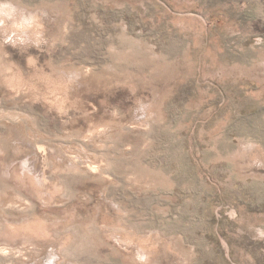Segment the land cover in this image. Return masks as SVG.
<instances>
[{"label":"rangeland","instance_id":"374dc122","mask_svg":"<svg viewBox=\"0 0 264 264\" xmlns=\"http://www.w3.org/2000/svg\"><path fill=\"white\" fill-rule=\"evenodd\" d=\"M11 3L0 264H264V0Z\"/></svg>","mask_w":264,"mask_h":264},{"label":"clouds","instance_id":"9594fccd","mask_svg":"<svg viewBox=\"0 0 264 264\" xmlns=\"http://www.w3.org/2000/svg\"><path fill=\"white\" fill-rule=\"evenodd\" d=\"M0 26H7L5 43L11 47H36L40 42L39 33L35 31L40 27L39 17L17 8L11 0H0Z\"/></svg>","mask_w":264,"mask_h":264}]
</instances>
